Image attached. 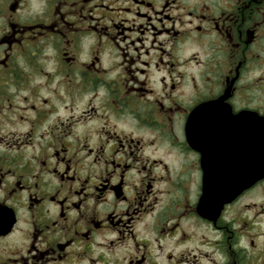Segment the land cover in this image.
Returning <instances> with one entry per match:
<instances>
[{
    "label": "flooded vegetation",
    "instance_id": "1",
    "mask_svg": "<svg viewBox=\"0 0 264 264\" xmlns=\"http://www.w3.org/2000/svg\"><path fill=\"white\" fill-rule=\"evenodd\" d=\"M264 0H0V264H264Z\"/></svg>",
    "mask_w": 264,
    "mask_h": 264
},
{
    "label": "water",
    "instance_id": "2",
    "mask_svg": "<svg viewBox=\"0 0 264 264\" xmlns=\"http://www.w3.org/2000/svg\"><path fill=\"white\" fill-rule=\"evenodd\" d=\"M243 177L240 176V182L234 183L233 189L236 187V190L233 193H239L245 188H248L252 184H254L258 179L264 176V159L263 163L258 166H248L246 168V172L242 174Z\"/></svg>",
    "mask_w": 264,
    "mask_h": 264
}]
</instances>
